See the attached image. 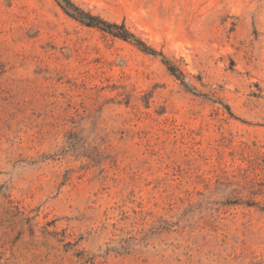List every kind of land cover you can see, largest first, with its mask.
Wrapping results in <instances>:
<instances>
[{
    "label": "rangeland",
    "instance_id": "1",
    "mask_svg": "<svg viewBox=\"0 0 264 264\" xmlns=\"http://www.w3.org/2000/svg\"><path fill=\"white\" fill-rule=\"evenodd\" d=\"M160 56L0 0V264H264V0H72Z\"/></svg>",
    "mask_w": 264,
    "mask_h": 264
},
{
    "label": "trees",
    "instance_id": "2",
    "mask_svg": "<svg viewBox=\"0 0 264 264\" xmlns=\"http://www.w3.org/2000/svg\"><path fill=\"white\" fill-rule=\"evenodd\" d=\"M57 5L62 9V11L74 19L75 21L84 24L89 27H96L102 31L112 34L122 40L130 41L134 43L143 52L160 56L162 63L165 65L166 69L175 78L179 79L181 83L186 87L184 82V75L182 71L169 59H167L162 53L156 51L154 48L148 46L144 41L138 38L134 33L129 31L124 23L110 22L97 14H93L88 10H85L74 3L72 0H54Z\"/></svg>",
    "mask_w": 264,
    "mask_h": 264
}]
</instances>
